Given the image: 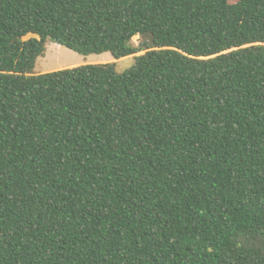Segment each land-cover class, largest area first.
<instances>
[{"label":"trees","instance_id":"trees-1","mask_svg":"<svg viewBox=\"0 0 264 264\" xmlns=\"http://www.w3.org/2000/svg\"><path fill=\"white\" fill-rule=\"evenodd\" d=\"M0 264H264V0H0Z\"/></svg>","mask_w":264,"mask_h":264},{"label":"rangeland","instance_id":"rangeland-1","mask_svg":"<svg viewBox=\"0 0 264 264\" xmlns=\"http://www.w3.org/2000/svg\"><path fill=\"white\" fill-rule=\"evenodd\" d=\"M133 41L135 43L137 41V37H135ZM112 62L116 63V70L118 73H123L129 70L134 64L132 56L126 57L119 61L113 60L110 54L90 55L84 57L52 42H48L46 46V54L43 58H39L37 60L34 73H41L46 68H53L58 64L81 66Z\"/></svg>","mask_w":264,"mask_h":264},{"label":"crops","instance_id":"crops-1","mask_svg":"<svg viewBox=\"0 0 264 264\" xmlns=\"http://www.w3.org/2000/svg\"><path fill=\"white\" fill-rule=\"evenodd\" d=\"M77 65H62V64H58L53 68H46L44 71H42L41 73L38 74H44V73H49L52 71H56V70H62V69H67V68H71V67H75Z\"/></svg>","mask_w":264,"mask_h":264}]
</instances>
